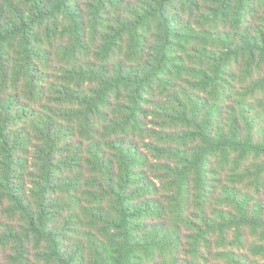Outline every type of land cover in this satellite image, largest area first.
Listing matches in <instances>:
<instances>
[{
    "label": "trees",
    "instance_id": "obj_1",
    "mask_svg": "<svg viewBox=\"0 0 264 264\" xmlns=\"http://www.w3.org/2000/svg\"><path fill=\"white\" fill-rule=\"evenodd\" d=\"M0 264H264V0H0Z\"/></svg>",
    "mask_w": 264,
    "mask_h": 264
}]
</instances>
